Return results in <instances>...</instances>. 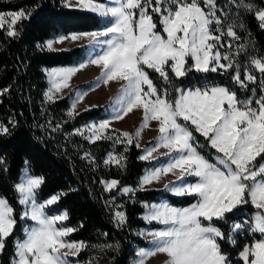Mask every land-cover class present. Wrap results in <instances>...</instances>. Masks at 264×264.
I'll use <instances>...</instances> for the list:
<instances>
[{
  "label": "snow or ice",
  "instance_id": "1",
  "mask_svg": "<svg viewBox=\"0 0 264 264\" xmlns=\"http://www.w3.org/2000/svg\"><path fill=\"white\" fill-rule=\"evenodd\" d=\"M63 3L67 8L95 14L103 27L59 35L37 47L55 50V44L87 40L89 46L100 51L86 63L45 69L49 87L43 93V102L52 104L62 99L72 77L89 65L100 69L95 85H107L110 81L119 84L110 101L111 119L75 128L66 134V139L80 136L89 144L111 141L113 146L122 145L123 151L116 152L114 148L103 164L123 172L129 146L141 148L142 133L155 122L157 135L141 149L138 159L152 162L166 158V163L148 169L136 187L122 186L117 179L99 181L104 192L116 193L105 200L112 222L123 228L128 221L124 205L116 202L117 196L134 198L138 191L147 190L169 175L175 179L165 183L164 190L194 201L186 207H174L167 201L142 203V219L160 227L137 233L148 244L137 249L133 264H147L150 258L161 255L165 257L161 264H264V55L250 51L255 49L256 42L245 22L246 16H254L258 28L264 31V6L256 0H226L224 4L218 0ZM31 15L26 9L0 12V31L9 38L18 37V25ZM240 32H247V36L241 37ZM240 57L246 58L243 63ZM149 70L158 74L164 87L158 86ZM193 71L231 74L233 83L251 94L241 98L229 87L207 83L203 87L177 86L176 81ZM10 89L11 86L0 89V96L7 95ZM86 95L87 90L77 92L66 113L70 119L79 115L77 106ZM134 111L142 113L134 132L111 128L113 120H123ZM15 126L12 119L7 125L0 121V137L11 135ZM47 127L58 132L63 125L53 126L49 120ZM197 134L204 143H200ZM80 158L92 166L96 163L90 152ZM24 164L12 188L23 208L19 219L31 224L24 228L23 239L13 242L8 264H81L78 258L90 245L69 239L78 229L64 226L69 218L67 210L49 214L56 211L52 206L67 193L61 191L41 200L45 177L33 174L27 160ZM8 173L6 161L0 157V175ZM248 204L255 209L250 218L243 222L231 220L235 210ZM220 225H226L228 231ZM16 226L15 208L7 197L0 195V254L6 250ZM240 234H259L261 238L245 244L233 261L223 250L222 242L227 240L236 246V236ZM86 264H93V260Z\"/></svg>",
  "mask_w": 264,
  "mask_h": 264
},
{
  "label": "trees",
  "instance_id": "2",
  "mask_svg": "<svg viewBox=\"0 0 264 264\" xmlns=\"http://www.w3.org/2000/svg\"><path fill=\"white\" fill-rule=\"evenodd\" d=\"M218 2L224 4L226 0ZM256 3L264 6V0H256ZM19 9L32 12L30 19L18 25L19 36L9 38L4 31H0V89L11 86L7 95L0 96V121L6 125L10 119L16 122L11 135L0 137V157L5 159L9 168L8 174L0 175V195L7 197L15 208L17 219L15 232L8 239L4 253L0 254V264H8L13 253V242L17 238L23 239L24 228L31 224V221L19 219L23 208L17 203V195L12 188L13 181L18 180L22 168L25 167V160L29 162L33 174L45 177L39 194L41 200L61 191L67 193L52 206L56 211L49 214L67 210L69 218L63 222L64 226L78 229L69 239L83 240L90 245L78 258L81 264L94 253L95 248L103 245H119L107 260V264H130L136 256L135 248L146 244L144 239L135 235V231L145 225L140 218L144 210L143 202L165 200L172 206L184 207L194 201L191 197L174 196L157 188L138 191L131 199L117 196L116 202L124 205L128 221L123 228L114 225L105 200L116 193L104 192L99 181L102 178L117 179L122 182V186L136 187L144 170L154 165L152 162L140 161L138 156L141 148H136L133 144L126 153V171L122 172L115 166L106 167L103 164L104 156L111 148V141L89 144L80 136H69L66 139V134L73 132L75 128L90 121L103 119L104 109L102 106L85 108L88 110H80L75 119H70L66 115L70 92L65 93L63 98L55 103L45 104V69L75 64L83 60L85 53L83 46H74L67 50L37 47V44L42 45L57 34L98 29L103 25L101 18L91 12L67 8L63 0H0V12ZM245 22L256 42L255 49L250 51L252 54L264 55V31L258 28L254 16H246ZM240 35L246 37L247 32H240ZM240 59L243 63L246 58ZM149 72L158 86L164 87L162 81L157 78L158 74L151 70ZM205 83L229 87L237 91L241 98L251 94L250 91L240 90L239 86L233 83L231 74H202L193 71L181 81H176L177 86L184 88L203 87ZM49 120L53 126L59 123L63 127L58 132H52L47 127ZM40 125L44 128L39 127ZM8 126L11 128V125ZM197 138L200 143H204L203 137L197 134ZM117 151H123L121 146L117 147ZM85 152H90L96 158L94 166L80 158ZM204 152L207 154L206 149ZM254 211L251 204L240 206L231 220L248 219ZM148 225L152 227L155 223ZM220 226L223 231H228L226 225ZM260 238L259 234H240L236 236V246L225 240L222 242V248L236 261L245 244ZM240 264L243 262L240 261Z\"/></svg>",
  "mask_w": 264,
  "mask_h": 264
},
{
  "label": "rangeland",
  "instance_id": "3",
  "mask_svg": "<svg viewBox=\"0 0 264 264\" xmlns=\"http://www.w3.org/2000/svg\"><path fill=\"white\" fill-rule=\"evenodd\" d=\"M102 2H106V0H104ZM102 27H103V25L100 28H102ZM100 28L92 30V31L99 30ZM74 33H79V32H74ZM68 34H57V35H54V36L50 37L49 39H53L54 37H57L59 35H68ZM49 39H47V40H49ZM74 46H83V50H84V53H85V56H84L83 60H81V61H79V62H77L75 64H72V65L55 66V67L48 68L47 70H51L53 68L70 67V66H73V65H79L80 63H86L91 57H93L95 54H97L100 51L99 48H93V47L89 46L87 40H80V41H77V42H74V43H69V42L66 41V42H64L62 44H55L54 45V49L55 50H67V49H70V48H72ZM99 75H100V69L98 67H96L95 65H89L85 69H82L81 71L77 72L72 77V79L70 81V88L69 89H64L63 90V94L62 95H64L67 92H70V100H69V105H68L67 111L71 107V104H72L73 100L75 99V96H76V94H77V92L79 90H87V95L84 97L83 101H81L78 104L77 109H76L77 112L80 111V110H83L85 108H89L92 105L102 106L103 107L104 113H105L104 118L100 119V120L90 121V122H88L86 124L99 123L101 120L111 119V117L113 115V106L111 105L110 101H111V98L114 97L117 94V90L119 88V84L116 83V82H111L110 81L107 85H104L102 82L99 85H95L96 78ZM46 82H47V88H46V90H47L48 87H49V82H48V76L47 75H46ZM118 122L119 121L113 120L112 123H111V128L112 129H116V128H113V127L114 126H118ZM153 124H154L153 128L155 129L156 128L155 122H153ZM152 141H154V138L146 140L143 144H141V149L143 147H145V146H148L149 143L152 142ZM118 146H121V150H123V146L122 145L113 146L112 143H111V148H110V150L108 152L113 151L114 148H115V151L118 152L117 151V147ZM120 152H122V151H120ZM107 153L105 154L104 159L106 158ZM141 154H142V151H140L139 156ZM152 163H153L154 166L145 169L142 175H144V173L148 169H151V168H154V167H159L161 165V163H166V158L160 157L159 161H152ZM174 179L175 178L173 176L169 175L166 178H164L161 182L154 183L151 186H148L147 189L148 188H157V189L164 190V184L167 183L168 181L174 180ZM45 199H47V197ZM161 201H165V200H159L157 202H149V204H151V203H160ZM184 207H186V206H184ZM144 211L145 210H143L142 214L140 215L141 219H142V217L144 215ZM253 213L250 215V217L253 215ZM54 214H58V212L54 213ZM244 220H246V219H242V220H240V222H243ZM144 222H145V225L142 226V227H139L135 231V235L137 237H140V238H142V239H144L146 241L145 246H143V247H146L147 244H148L147 240L144 237L137 235V233L140 230H152V229L159 228L160 225L156 224L155 222H152V223H155V226L151 227V226L148 225V223L146 221H144ZM138 248H141V247H136L135 248V253H136ZM116 249H117L116 246H112L111 248H108V247H97L93 251L94 253L89 258H87L83 263L86 264L87 261L92 259L93 260V264H107V260L111 257L113 252L116 251ZM134 259L132 261H130V264H133ZM164 259H165V257L162 256V255L158 256V257H155V258H150L149 261L147 262V264H161V262Z\"/></svg>",
  "mask_w": 264,
  "mask_h": 264
},
{
  "label": "crops",
  "instance_id": "4",
  "mask_svg": "<svg viewBox=\"0 0 264 264\" xmlns=\"http://www.w3.org/2000/svg\"><path fill=\"white\" fill-rule=\"evenodd\" d=\"M141 118H142L141 111H134L132 113H129L126 117H124L123 120H119L118 126H114L113 128H116L120 131H128V132L132 133L135 131L136 127L139 126ZM153 126H154V124L152 123L151 128L144 130V132L142 133V137L140 139V144H143L146 140L155 138V136L157 135V132L155 131ZM20 174H21V172H20ZM20 174H19V176H20ZM50 196H48L47 198H49ZM61 211H63V210H61Z\"/></svg>",
  "mask_w": 264,
  "mask_h": 264
}]
</instances>
